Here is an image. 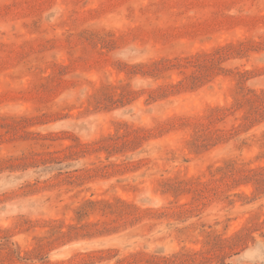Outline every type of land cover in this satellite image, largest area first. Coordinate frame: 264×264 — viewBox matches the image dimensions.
<instances>
[{"label": "rangeland", "instance_id": "374dc122", "mask_svg": "<svg viewBox=\"0 0 264 264\" xmlns=\"http://www.w3.org/2000/svg\"><path fill=\"white\" fill-rule=\"evenodd\" d=\"M0 264H264V0H0Z\"/></svg>", "mask_w": 264, "mask_h": 264}]
</instances>
